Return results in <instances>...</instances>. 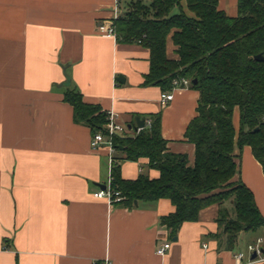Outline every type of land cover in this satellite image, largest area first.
Instances as JSON below:
<instances>
[{
    "label": "crops",
    "instance_id": "crops-1",
    "mask_svg": "<svg viewBox=\"0 0 264 264\" xmlns=\"http://www.w3.org/2000/svg\"><path fill=\"white\" fill-rule=\"evenodd\" d=\"M126 1L0 0V264H92L105 257L111 264H236L234 253L264 236V228L242 231L228 244L218 217L221 208L235 210L229 200L202 208L171 237L160 222L176 208L171 199L127 207L95 197L109 185L114 164L127 179L160 171L147 157L124 158L113 144L93 148L91 128L74 120L64 99L68 87L132 126L161 111L168 150L187 154L189 164L195 158L185 131L197 115L199 90L176 87L162 104L161 87L143 84L149 48L99 31ZM219 7L237 15L238 0H219ZM167 54L177 57L170 35ZM233 122L238 131L239 107ZM235 152L233 180L253 191L264 215L262 164L250 145ZM166 241L170 247L159 254Z\"/></svg>",
    "mask_w": 264,
    "mask_h": 264
},
{
    "label": "trees",
    "instance_id": "trees-1",
    "mask_svg": "<svg viewBox=\"0 0 264 264\" xmlns=\"http://www.w3.org/2000/svg\"><path fill=\"white\" fill-rule=\"evenodd\" d=\"M117 39L137 42L150 50V70L144 85L173 88V79L186 77L199 90L197 115L185 131L195 145L194 163L185 153L168 150L162 135V112L150 114L151 126L133 135L112 134L113 147L124 158L147 157L158 177L141 173L124 178L119 164L111 168L110 187L123 198L114 204L134 207L135 200L169 198L175 210L160 217L171 237L185 221L197 220L200 210L231 199L235 216L221 208L218 221L229 245L242 231L264 228L253 191L237 173L236 147L250 145L264 170V0H238L237 15L219 7V0H127L112 19ZM171 36L176 58L167 54ZM197 79L193 83V79ZM64 99L74 109V120L87 124L92 134L109 135L104 124L108 111L87 102L82 92L68 87ZM239 107L238 131L233 122Z\"/></svg>",
    "mask_w": 264,
    "mask_h": 264
},
{
    "label": "built area",
    "instance_id": "built-area-1",
    "mask_svg": "<svg viewBox=\"0 0 264 264\" xmlns=\"http://www.w3.org/2000/svg\"><path fill=\"white\" fill-rule=\"evenodd\" d=\"M99 31L108 36H116V31L113 25V21L107 20L99 23ZM191 80L186 77H176L173 79V88L189 86ZM171 90L162 91L160 95V101L162 104L169 102L174 93ZM152 120L150 117L144 118V125L140 126L136 123L135 126H129V124L123 123L119 119L118 113L108 112L107 121L104 124L105 129L108 130L109 135H106L103 131L98 130L92 134L91 137V146L93 148H98L104 143L112 144V139L110 135L112 134H122V135H133L139 133L146 127H150ZM108 137V138H107ZM95 197L106 198L112 204L116 201H120L123 196L119 190H114L109 185H106L103 188H100L94 192ZM171 242L166 241L160 244L157 247V252L159 254H164L165 251L170 247ZM264 248V236H258L255 241L248 243L245 250H238L234 253L236 264H264V253L262 249ZM254 252H257L256 256H252ZM92 264H111V260L108 257H105L99 261H95Z\"/></svg>",
    "mask_w": 264,
    "mask_h": 264
},
{
    "label": "water",
    "instance_id": "water-1",
    "mask_svg": "<svg viewBox=\"0 0 264 264\" xmlns=\"http://www.w3.org/2000/svg\"><path fill=\"white\" fill-rule=\"evenodd\" d=\"M255 58L259 59V60H264V56L262 53H258L255 55ZM120 80H121V76L118 77ZM123 80V79H122ZM70 81L69 77H68V82ZM197 82V79H193V83H196ZM137 124L140 125V126H143L144 125V118H137ZM129 126H131V124H129ZM102 187H105V185H102ZM138 201L135 200V204H137ZM176 239V237H175ZM263 253H264V248L262 249ZM257 255V252H254L253 253V257Z\"/></svg>",
    "mask_w": 264,
    "mask_h": 264
},
{
    "label": "rangeland",
    "instance_id": "rangeland-1",
    "mask_svg": "<svg viewBox=\"0 0 264 264\" xmlns=\"http://www.w3.org/2000/svg\"><path fill=\"white\" fill-rule=\"evenodd\" d=\"M144 1H148V0H144ZM229 201L232 202L231 199H229ZM229 212H230V215H231V216H235V210H234L233 208H229ZM254 240H255V239H254ZM254 240H253V241H254Z\"/></svg>",
    "mask_w": 264,
    "mask_h": 264
}]
</instances>
